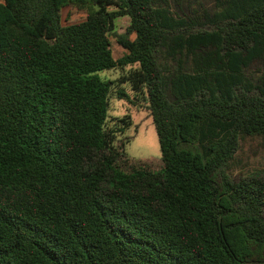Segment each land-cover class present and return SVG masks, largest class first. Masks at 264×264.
<instances>
[{"label": "trees", "instance_id": "1", "mask_svg": "<svg viewBox=\"0 0 264 264\" xmlns=\"http://www.w3.org/2000/svg\"><path fill=\"white\" fill-rule=\"evenodd\" d=\"M213 14L207 32L168 0H0V264H264V181L227 172L264 138V0ZM113 99L146 104L161 168L127 157Z\"/></svg>", "mask_w": 264, "mask_h": 264}, {"label": "rangeland", "instance_id": "2", "mask_svg": "<svg viewBox=\"0 0 264 264\" xmlns=\"http://www.w3.org/2000/svg\"><path fill=\"white\" fill-rule=\"evenodd\" d=\"M172 10L186 19L188 22L197 23L195 30L213 32L216 25L209 19L215 12V0H168ZM69 8L62 11L63 24L77 23L85 19L84 13L69 15ZM130 27L129 17H122L116 21L115 31L110 40L113 55L116 59L121 58L126 50L117 43V37L125 35ZM133 38L134 35H130ZM124 72L121 69L105 71L99 75L112 80H117ZM264 74V60H257L246 70V76L253 84L257 83L258 77ZM128 89L129 86L125 85ZM111 117H123L130 115L132 125L125 135L120 138L125 144L127 157L132 160L146 162L155 168H161V150L158 134L153 123L151 114L144 102L132 105L124 100L113 99L111 104ZM231 178L237 182L257 178L264 181V138L247 137L240 142L234 158L227 170Z\"/></svg>", "mask_w": 264, "mask_h": 264}]
</instances>
